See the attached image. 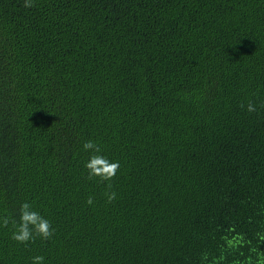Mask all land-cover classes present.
Returning a JSON list of instances; mask_svg holds the SVG:
<instances>
[{
    "label": "trees",
    "instance_id": "obj_1",
    "mask_svg": "<svg viewBox=\"0 0 264 264\" xmlns=\"http://www.w3.org/2000/svg\"><path fill=\"white\" fill-rule=\"evenodd\" d=\"M24 2L0 0V264H264V0ZM25 201L49 239H12Z\"/></svg>",
    "mask_w": 264,
    "mask_h": 264
},
{
    "label": "clouds",
    "instance_id": "obj_2",
    "mask_svg": "<svg viewBox=\"0 0 264 264\" xmlns=\"http://www.w3.org/2000/svg\"><path fill=\"white\" fill-rule=\"evenodd\" d=\"M33 6V0H25L24 7L30 8ZM248 112L256 111L254 104L249 103L247 105ZM84 150H95L96 153H100L99 147L92 141L88 140L83 144ZM85 167L88 169L89 177H100L103 181H110L117 173L120 165L118 161H111L103 155H93L86 163ZM108 201L110 202L115 198V193L110 192L107 194ZM89 204L92 200L89 199ZM14 231L12 233V239L21 244H27L34 240L36 236L42 239H49L54 229H52L50 221L45 218L39 211L33 208V205L25 201L20 205V215L18 221H13ZM9 224V218L6 216H0V225L7 226ZM207 257L205 256V259ZM44 256L36 255L32 257V264H44Z\"/></svg>",
    "mask_w": 264,
    "mask_h": 264
}]
</instances>
